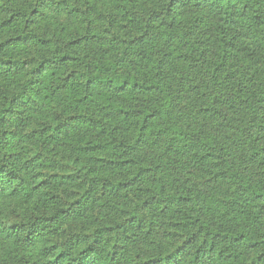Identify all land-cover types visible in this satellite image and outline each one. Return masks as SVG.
I'll return each instance as SVG.
<instances>
[{
  "label": "trees",
  "instance_id": "obj_1",
  "mask_svg": "<svg viewBox=\"0 0 264 264\" xmlns=\"http://www.w3.org/2000/svg\"><path fill=\"white\" fill-rule=\"evenodd\" d=\"M0 264H264V0H0Z\"/></svg>",
  "mask_w": 264,
  "mask_h": 264
}]
</instances>
